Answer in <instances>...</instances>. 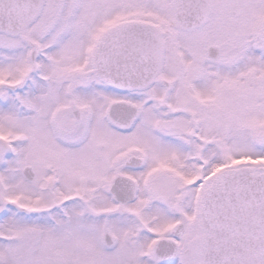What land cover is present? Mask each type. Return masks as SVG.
I'll return each mask as SVG.
<instances>
[{
    "label": "flooded vegetation",
    "instance_id": "af4514ba",
    "mask_svg": "<svg viewBox=\"0 0 264 264\" xmlns=\"http://www.w3.org/2000/svg\"><path fill=\"white\" fill-rule=\"evenodd\" d=\"M181 12L188 19L186 24L177 18ZM98 17L101 23L95 25L94 33L86 32ZM263 21L264 0H39L24 33L3 35L8 41L0 42V106L14 111L7 114V127L12 128L22 127L20 117L30 112L31 93L44 102L58 93L53 64L60 67L58 72L63 71L67 107L72 114L80 111L83 119L85 109L76 97L89 89V79H99L93 58L99 38L122 23H148L160 29L164 52L157 76L146 89L131 93L140 101L136 125H149L160 158L150 168L155 177L149 172L141 183L137 176H130L139 183L140 192L141 186L152 183L159 192L173 193L172 199L156 202L171 218L161 230L137 220L135 226L143 230L126 231L121 242L112 235L106 252L119 251L117 263L125 264L128 259L135 264H203L207 236L198 218L189 215L196 196L222 168L249 166L264 177V71L253 65L264 61ZM24 38L39 46L36 67L30 63V47ZM20 52L23 64L15 71L12 62ZM44 63L50 64V73H45ZM20 134L13 137L0 131V224L9 219L12 209L28 216L22 202L9 198L11 185L6 176L13 159L20 161V148L25 147ZM243 144L247 161L217 162ZM223 146H230L226 154ZM147 152L137 150L131 157L139 158L131 160L135 164L144 160L142 167L132 170L141 172L150 166ZM59 204L54 202L55 207ZM177 228L183 233L177 234ZM12 234L0 231V240L6 243L18 237ZM6 246L12 257L40 247L35 243L24 250L22 245Z\"/></svg>",
    "mask_w": 264,
    "mask_h": 264
},
{
    "label": "rangeland",
    "instance_id": "374dc122",
    "mask_svg": "<svg viewBox=\"0 0 264 264\" xmlns=\"http://www.w3.org/2000/svg\"><path fill=\"white\" fill-rule=\"evenodd\" d=\"M99 18H93L92 27L86 32L90 30L92 34L94 33L95 25L101 23ZM6 41L7 37L0 35V42ZM14 56L11 68L14 67L16 71L23 64V54L20 52ZM56 65L53 64L52 67L54 79L59 85L54 101L47 99L44 102L40 95L37 97L31 93L30 112L20 117L19 123L22 127L15 125L8 128L7 114L14 111L0 106L2 117L0 131L9 132L13 137H17L18 132H21L20 137L25 144V147L22 145L20 148V161L13 159L11 167L6 172L11 185L9 198L22 202V206L28 212V218L34 217L27 222L24 219L26 215L21 209H12L8 211L11 218L0 224V231L19 236L22 243L12 237L14 241L12 246L22 245V250L27 248L28 244L31 247L33 239L37 240L35 242L39 243V246L40 243L43 245L41 251L33 255L20 253L12 257L9 248L0 244V264H114L112 257L115 264H119L117 263L119 251L106 252L103 245L105 230H109L121 242L124 240L121 235L126 231L134 233L135 228L143 230L142 227L135 226L137 220H141L147 226L153 223L157 229H164L171 216L156 202L162 203L174 196L170 190L159 192L154 184L149 183L146 188L141 186L136 202L124 207L117 206L108 189L116 174L137 176L143 183L142 178L149 172L151 178L154 176L150 168L155 167L160 158V154H156L159 150L155 151V137L148 124L136 125L131 131L122 132L107 123L106 110L112 102L127 99L139 105L140 101L135 94L124 95L108 89L94 76L92 81L91 79L87 81L89 89L77 93V102L86 112H83L82 120L76 121L71 108L67 107L65 78L61 74L63 71L58 72L60 67ZM253 65L264 71V61ZM49 66L48 63L42 65L45 67V73H50ZM86 68L91 69L88 66ZM33 110L34 113L31 112ZM56 110L60 113L56 114L54 112ZM16 147L20 145L17 144ZM229 147H222L225 154ZM137 150L148 151L146 159L150 166L141 172H135L125 165L129 158L136 156ZM246 153V146L239 145L229 152V156L225 155L223 160L217 162L222 164L227 160L236 163L235 159L237 162L244 159L247 161ZM167 154V150L164 149L162 155L165 157ZM25 165L33 167L35 171L33 180L28 181L22 175ZM82 187L84 189L79 190ZM79 191L82 194H78ZM83 196L87 198H82ZM65 201L68 203L70 219L66 216L53 228V218L57 216L59 220L62 216L60 213H54L58 211L57 209H50L48 206L59 202L61 209L65 210L62 207ZM37 208L39 211L33 212L32 209ZM197 209L198 207L191 211L192 217L196 216ZM32 248L29 250L36 249ZM21 255L24 257H20ZM126 262L125 264H135L128 259Z\"/></svg>",
    "mask_w": 264,
    "mask_h": 264
},
{
    "label": "water",
    "instance_id": "95a60500",
    "mask_svg": "<svg viewBox=\"0 0 264 264\" xmlns=\"http://www.w3.org/2000/svg\"><path fill=\"white\" fill-rule=\"evenodd\" d=\"M38 3L39 0H0V32H25ZM177 18L183 24L188 21L182 12ZM261 38L264 43V27ZM24 39L31 49L30 63L36 67L39 46ZM163 52V36L158 27L130 22L106 31L95 45L93 58L104 83L111 89L129 93L145 88L153 81ZM138 115V108L128 101L114 102L107 110L110 125L122 132L133 130ZM74 116L76 120L81 119L78 111ZM129 165L140 167L143 161ZM255 171L243 165L226 169L203 193L199 215L208 236L204 264H264V177ZM23 174L28 180L34 178L31 167ZM110 191L116 202L128 204L137 199V182L118 175ZM178 228L176 233L182 234L183 229ZM104 243L107 246L113 243L109 230L105 231ZM156 249L158 252V246Z\"/></svg>",
    "mask_w": 264,
    "mask_h": 264
}]
</instances>
